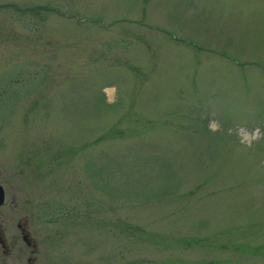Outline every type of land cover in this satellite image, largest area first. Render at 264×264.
<instances>
[{
	"label": "rangeland",
	"instance_id": "rangeland-1",
	"mask_svg": "<svg viewBox=\"0 0 264 264\" xmlns=\"http://www.w3.org/2000/svg\"><path fill=\"white\" fill-rule=\"evenodd\" d=\"M0 166L40 264H264V0H0Z\"/></svg>",
	"mask_w": 264,
	"mask_h": 264
},
{
	"label": "flooded vegetation",
	"instance_id": "flooded-vegetation-1",
	"mask_svg": "<svg viewBox=\"0 0 264 264\" xmlns=\"http://www.w3.org/2000/svg\"><path fill=\"white\" fill-rule=\"evenodd\" d=\"M1 175L0 166V264H40L33 200L22 197L17 183L3 181Z\"/></svg>",
	"mask_w": 264,
	"mask_h": 264
}]
</instances>
